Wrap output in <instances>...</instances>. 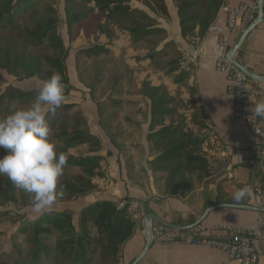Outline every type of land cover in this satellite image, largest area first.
<instances>
[{
    "label": "crops",
    "instance_id": "0c3cea01",
    "mask_svg": "<svg viewBox=\"0 0 264 264\" xmlns=\"http://www.w3.org/2000/svg\"><path fill=\"white\" fill-rule=\"evenodd\" d=\"M248 1L225 0L211 23L223 28L222 33L226 36L230 48L236 44L248 25L244 28L227 30L225 28L226 10ZM163 2L166 8L164 14L168 17L161 19L162 14L157 13L156 10L155 13L150 11L149 5H154L150 0H146V3H143L146 7L131 6V9L143 13L145 18L143 21L133 22V26L120 27L118 20L112 21V17L120 13L113 12L108 17H104L105 22L100 23L101 43L99 45L107 50V53L100 58L115 57L119 60L124 56L127 60L126 56L120 53L123 47L129 50L133 61L132 66L128 63L127 66L123 65L122 69L119 67L114 74V80L113 75L111 79L103 80L102 85L107 89V95L99 100V103L104 111V114L101 113L102 117L108 120L107 123L105 121V125L100 126L97 122L99 112L96 105L93 113L96 129L100 132L97 133L107 140L106 144L105 141L101 142V150L106 156L109 151L111 152V155L107 157L105 176L107 175L109 182L116 186V190L111 192L109 189L110 191L106 193L97 189L91 190L84 195L85 205L97 200L118 202L121 199L135 198L141 201L144 215L152 212L164 221L179 226L196 222L209 208L210 210L199 222L205 228L215 224L251 228L257 219L264 220V211H259L264 208V195L259 197L255 195V188L263 181L258 167L233 165L229 171L218 177L210 176L206 170L199 180L192 175V190L184 196L166 194L162 178L152 173L149 167L148 163L154 157L146 140L149 134L151 103L142 92L143 82H148L150 86H162L174 99L170 105L174 112L165 119L166 124L180 122L183 124L184 131L201 137L204 135L205 122L211 121L217 127L221 139L228 144L242 147L255 141V136L249 128L233 117L231 104L225 100L224 74L218 72L212 62H202L182 72L177 69L175 63L180 57L179 47L187 41L189 36L181 34L177 1L175 0L174 3V0H163ZM159 19L162 21L161 24ZM159 33L162 34V40L157 43ZM201 39L207 49L211 50L216 41V34L206 30ZM167 44H170L168 48ZM237 60L253 74L264 77V19L243 40L237 50ZM128 69L132 70L137 77L134 82L139 86V90L136 92L130 89V81L126 77L127 73H130ZM137 71L139 73H136ZM108 73L111 75V70L106 74ZM252 83H257L264 90V83L256 81ZM253 101H264V94L251 100L249 110ZM133 103L139 104L138 107H133ZM140 107L142 109L139 110ZM132 108L141 112L135 114ZM119 119L122 120L123 131L128 134V140H133L129 141V144L125 141L127 145L117 147L112 143L111 137L116 135L114 126ZM118 130L122 132L120 127ZM92 131L94 130L90 129V133L98 135L99 138L100 135ZM243 188L249 189V194L240 202H235L234 193ZM216 205L220 207L212 209ZM224 205H230V207H224ZM245 206L258 210L247 209ZM77 218L78 215L76 221ZM153 223L157 222L153 221ZM140 224L142 225V220ZM136 225L133 235L123 245L120 264H131L142 252L144 234L140 232L138 223ZM256 248L258 264H264V229L262 238L256 241ZM136 264L238 263L214 248L169 244L151 238L147 252Z\"/></svg>",
    "mask_w": 264,
    "mask_h": 264
},
{
    "label": "trees",
    "instance_id": "16d2710c",
    "mask_svg": "<svg viewBox=\"0 0 264 264\" xmlns=\"http://www.w3.org/2000/svg\"><path fill=\"white\" fill-rule=\"evenodd\" d=\"M12 1L0 0V26L11 25L15 17L13 10L17 8V5L12 4ZM27 1L29 0H24V2ZM84 1L86 3L93 2L94 7L74 17H70L67 10L65 17L68 28L85 21L94 12V9L108 17L110 13L123 12L127 8V6H122L126 0ZM224 1L181 0L177 6L181 34L202 37ZM152 2L159 11L166 13L163 0H152ZM17 35L24 42L35 46L46 43L54 50L62 49L60 39L49 31L36 34L29 32L26 36L20 33ZM81 53L87 60L98 59L106 54L107 50L97 44L82 49ZM2 55L14 68L24 71L27 75L38 74L42 67V64L34 56L18 55L13 57L6 51ZM43 59L45 66L51 72L59 73L62 76L66 85L65 90H67L69 86L63 61L51 57ZM142 92L151 103L149 134L146 140L154 157L149 161V167L152 173L160 176V179L162 178L166 194L184 196L192 190V175H195L196 180H199L206 172L205 161L200 153V144L204 135L199 137V135L184 131L183 124L180 122L165 123V119L174 112L170 106L174 99L162 86H150L148 82H143ZM36 95L37 90H17L16 93L7 94L6 99L0 98V116L9 109L11 103L19 107L33 101ZM73 107V103H63L54 115L48 114L50 138L60 141L67 149L85 145L90 151H98L101 144L97 136L79 125L67 128L60 121L63 114L66 115L68 110ZM99 159L98 156L75 157L67 155V165L84 168L89 174H93ZM62 186L71 195L75 194L76 191L69 183L63 182ZM9 187L13 189L12 181L7 185V191L10 190ZM17 217L19 215L10 213L8 210L0 212V218L3 219ZM136 224V221L128 216L125 208H118L117 203L111 200H97L84 206L78 213L77 227L74 226L72 216L67 210L43 212L33 220L23 223L19 228V233L24 235L27 250L23 256L20 248H14L18 256L17 263L119 264L123 245L133 235ZM51 235L55 236L53 244L50 243ZM13 255L14 253L4 255L0 258V264H12L9 261Z\"/></svg>",
    "mask_w": 264,
    "mask_h": 264
},
{
    "label": "rangeland",
    "instance_id": "374dc122",
    "mask_svg": "<svg viewBox=\"0 0 264 264\" xmlns=\"http://www.w3.org/2000/svg\"><path fill=\"white\" fill-rule=\"evenodd\" d=\"M150 1L152 2V0ZM176 1L178 6L181 0ZM143 3L145 4L146 0H126L122 6H127L128 9L126 8L123 12H117L120 13V15L115 14L114 17H112V21L115 22L118 20L120 27L133 26V22L139 23L143 21L145 19L143 18V13L138 12L136 9H131V6L134 5L146 7ZM12 4L17 5V8L13 10L15 17L11 25L7 26L3 24V26H0V98L6 99L7 94L16 93L17 90H38L44 81L49 79L53 74V72L45 66L43 58L51 57L60 59L65 65V72L69 86L68 89L65 90V101L63 103L74 104V107L68 110L66 115L63 114L64 116H62L60 121L67 128L79 125L81 128L88 131L93 129L94 131L92 132H99L96 129V120L93 118L96 106L99 112V119L97 121L99 125L103 126L105 125V121L106 123L108 121L102 117L101 113L104 114V111H102V105H99L98 103L99 100L107 95V89L102 85L103 80L105 81L108 78L111 79L112 75L114 80V74L119 67L122 69L123 65L127 66L128 63H132L133 60L130 57L131 54L129 50L123 49V47L120 49V53L124 54L127 60L124 59L123 55V59L119 60L115 57H103L88 60L84 58L81 53L82 49L90 45L101 43L100 23L106 21L104 19L105 16L97 9H94V12L85 21L68 28L65 12L68 10L69 16L74 17L86 12L89 8L94 7L93 2L86 3L84 0H29L27 2H24V0H13ZM149 7L151 8L150 11H153V13H155L154 11L156 10L157 13L162 14L160 16L161 19L162 17H168L163 12L159 11L155 5H149ZM158 18L159 16L157 14L156 19L158 20ZM159 23H162L160 19ZM45 31H49L60 39L62 42V49L54 50L46 43L35 46L31 43L24 42L17 35V33H20L26 36L29 32L36 34ZM191 37L192 36H189L183 45L186 44ZM161 40L162 34L159 33L157 35V43H160ZM169 46L170 44H167V48ZM4 51L9 52L13 57L18 55L34 56L42 64V67L38 74L27 75L24 71L14 68V66L7 62V59L2 55ZM177 61L175 64H177ZM109 70H111V75L109 73L106 74ZM136 73L139 72L137 71ZM126 77L130 81V89L133 90L132 92L139 90V86L135 85L134 82L137 77H135L132 70H130V73H127ZM31 102L22 104L19 107H16L14 103H11L8 107L9 109H7L0 118L7 116L14 110L29 106ZM133 105V107L137 108L139 104L133 103ZM136 108H132V110L135 111V114L141 112L139 110L142 109V107H140L139 110ZM115 124L116 135L113 138L111 137L112 143L117 147L126 144L124 143L125 141H128L129 144V141H132L133 139L130 138L131 140H128V134H125L123 131L124 125L122 120L119 119L118 123ZM119 127L122 132H119ZM99 135V138L98 135L97 138L99 141L101 139L100 144L104 141L106 144V138L101 134ZM53 141L57 144V151L63 152L66 156H98L100 158L93 174H89L84 168L66 165L64 173L59 180L58 190H62L63 195L57 199L54 205V210L69 211L72 216V222L74 223V226L77 227L76 217L78 212L86 206L84 195L91 190L95 191L97 189L93 183V179L105 175V172H107V157L108 155H111V152L109 151L106 156L101 150L102 146L98 151L94 152L90 151L85 145L67 149L60 141ZM2 155H4V150L0 149V156ZM101 163L105 164V170H101ZM10 181L11 180H9L7 176L0 175V192H2L0 193V212L8 210L10 213L19 215V217L15 219L0 218V258L4 257V255L6 256L7 254L14 253L9 262L12 264H18V256L14 248H20L23 256L27 250L24 235L19 233V228L23 223L33 220L44 211L36 210L31 202L30 196L22 190L17 189L14 185L13 189L9 187L10 190L7 191V185H9ZM63 182L69 183L72 186L76 191L74 195H71L63 188ZM76 212L77 214L75 215ZM136 223H138L140 232H143V227L140 224V221ZM94 232L95 230L93 233ZM54 239L55 236L51 235V244L54 243Z\"/></svg>",
    "mask_w": 264,
    "mask_h": 264
},
{
    "label": "built area",
    "instance_id": "2783aa9c",
    "mask_svg": "<svg viewBox=\"0 0 264 264\" xmlns=\"http://www.w3.org/2000/svg\"><path fill=\"white\" fill-rule=\"evenodd\" d=\"M258 10L257 0H249L247 3H239L227 8L225 28L227 30L244 28L256 18ZM222 30L223 28L218 25L208 26L207 31L216 34V41L211 50L207 49L204 41L197 35L180 46L177 68L184 71L202 62L210 61L218 72L224 74L225 100L231 104L233 117L249 128L255 136V141L247 146L235 147L221 139L213 122L206 121L200 153L205 161L207 173L212 177L222 175L233 165L258 167L263 178L262 183L255 188V195L259 197L264 195V121H257L249 106L252 99L264 94V90L257 83H252L253 81L231 62L229 57L231 48ZM103 164H100L101 170H105ZM93 183L100 192L116 190V186L109 182L107 175L94 178ZM116 203L118 208H125L131 219L141 222L144 211L140 200L129 198L121 199ZM263 229L264 220L259 218L251 228L228 224H215L205 228L198 224L187 230H177L160 223H153L150 231L152 239L169 244L207 246L222 251L230 260L238 264H258L256 241L262 238ZM216 235L221 239L210 238Z\"/></svg>",
    "mask_w": 264,
    "mask_h": 264
},
{
    "label": "clouds",
    "instance_id": "9594fccd",
    "mask_svg": "<svg viewBox=\"0 0 264 264\" xmlns=\"http://www.w3.org/2000/svg\"><path fill=\"white\" fill-rule=\"evenodd\" d=\"M65 89L62 76L53 73L38 88L29 106L0 118V149L4 150L0 156V175L7 176L17 189L28 194L36 210L48 213L63 195L58 184L68 161L50 138L47 116L54 115L63 104ZM250 110L257 121H264V101H253ZM248 194L249 189H240L233 200L240 202Z\"/></svg>",
    "mask_w": 264,
    "mask_h": 264
},
{
    "label": "water",
    "instance_id": "95a60500",
    "mask_svg": "<svg viewBox=\"0 0 264 264\" xmlns=\"http://www.w3.org/2000/svg\"><path fill=\"white\" fill-rule=\"evenodd\" d=\"M258 4H259V10H258V14L256 16V18L248 24V26L243 30L239 40L236 42V44L230 49L229 51V57L231 62H233L250 80L256 81V82H261L264 83V77L253 74L252 72H250L248 69H246L244 66H242L238 60H237V50L239 49V47L241 46L243 40L245 39V37L247 36V34L257 25L259 24L263 19H264V11H263V5H264V0H257ZM219 205L213 206L212 209L214 208H219ZM245 208L247 209H251V210H258L257 208H252L249 206H245ZM208 210H210L209 208L205 210V213L208 212ZM259 211H264V208H262ZM205 213L203 214V216L205 215ZM197 220L196 222L190 224V225H184V226H179V225H175V224H171L168 223L166 221H164L163 219L159 218L157 215H155L152 212H148L146 213L143 218H142V227H143V234H144V245H143V249L142 252L139 254V256L131 263V264H136L143 256L144 254L147 252L149 245L151 243V225L153 223V221L160 223L166 227L169 228H173V229H177V230H187L189 228L194 227L195 225H198L200 220L202 219V217ZM195 236H197V234H195ZM210 238L212 239H221L220 236H211Z\"/></svg>",
    "mask_w": 264,
    "mask_h": 264
}]
</instances>
